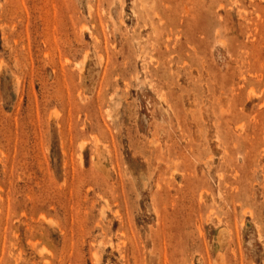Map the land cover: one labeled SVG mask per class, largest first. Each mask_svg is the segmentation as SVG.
Returning <instances> with one entry per match:
<instances>
[{
	"label": "rangeland",
	"instance_id": "1",
	"mask_svg": "<svg viewBox=\"0 0 264 264\" xmlns=\"http://www.w3.org/2000/svg\"><path fill=\"white\" fill-rule=\"evenodd\" d=\"M0 264H264V0H0Z\"/></svg>",
	"mask_w": 264,
	"mask_h": 264
},
{
	"label": "bare ground",
	"instance_id": "2",
	"mask_svg": "<svg viewBox=\"0 0 264 264\" xmlns=\"http://www.w3.org/2000/svg\"><path fill=\"white\" fill-rule=\"evenodd\" d=\"M86 54H87V53H86ZM86 54H85V55H86ZM101 60H102V59H101ZM85 61H86V59H85Z\"/></svg>",
	"mask_w": 264,
	"mask_h": 264
}]
</instances>
